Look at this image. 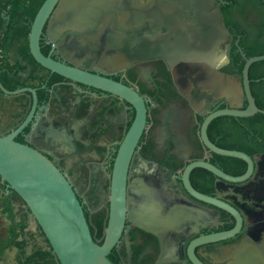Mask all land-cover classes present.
<instances>
[{"label":"flooded vegetation","instance_id":"flooded-vegetation-1","mask_svg":"<svg viewBox=\"0 0 264 264\" xmlns=\"http://www.w3.org/2000/svg\"><path fill=\"white\" fill-rule=\"evenodd\" d=\"M213 5L210 11L221 13L225 39L220 45L197 41L194 47L190 41L185 46L189 53L173 65L157 56L131 62L107 46L109 29L129 42L162 36L176 46L180 33L196 39L210 36L213 22L196 23L192 15H183L174 26L147 23L140 29L119 31L120 18L111 16L98 21L92 32L83 33L70 23L56 36L59 41L68 35L61 46L69 45L70 51L67 58L54 51V60L67 59L70 66L112 79L146 103V127L127 165L124 226L108 256L113 264H264V117H217L207 129L215 146L252 158L254 171L247 180L231 183L203 168H194L189 175L198 194L237 210L242 223L234 236L196 243L235 229L237 219L197 200L184 185L186 169L196 162H207L231 177H242L248 170L241 159L209 151L201 131L211 114L248 106L247 98L238 93L229 100L216 92L209 71L222 73L227 87L237 85L244 93L242 72L248 53L264 51V0H214ZM48 81L23 88L46 89ZM249 82L257 107V99L264 107V61L250 66ZM37 97L34 126L17 138L48 156L64 174L82 204L92 235L102 245L110 220L115 162L136 109L117 96L64 79L47 88V100L40 101L38 91ZM32 102L30 94L0 95V136L22 124ZM0 262L59 264L32 213L1 177Z\"/></svg>","mask_w":264,"mask_h":264},{"label":"water","instance_id":"water-1","mask_svg":"<svg viewBox=\"0 0 264 264\" xmlns=\"http://www.w3.org/2000/svg\"><path fill=\"white\" fill-rule=\"evenodd\" d=\"M213 1L44 0L32 23L29 35V48L34 60L51 74H57L65 81L117 96L136 109L135 121L125 136L116 158L107 236L105 242L99 245L92 236L82 204L64 174L44 153L29 143H20L16 140L24 129L28 126H34L32 123L38 117L36 89L21 88L9 91L0 81V92L5 96L30 94L33 97L31 109L22 124L11 133L0 136V177L24 201L26 207L40 225L59 264H113L108 256L122 233L126 216L127 165L134 148L144 133L147 123V107L145 101L132 89L112 79L92 75L70 66L67 59H64V62L54 60L52 58L54 51L62 54L63 58H67L66 55L70 51L69 45L61 46L62 40L68 35H64L59 41L56 36L60 37L68 29L70 23L82 28L83 33L92 32L95 30L98 21L103 18L109 19L111 16L113 19L120 18L119 23H121L122 28H119V31H127L125 30L126 27H131L130 29L133 31L136 26L140 29L147 23L159 28L164 25L174 26V24L180 23L183 15H192L191 19H194L196 23L200 21L203 23L213 22L210 36L196 39L194 37L189 38L185 33H180L176 38V46L162 36L150 37L149 39L144 37L129 42L123 36L113 34V29H109L107 36L110 40L107 41V46L120 51L131 62H139L157 56L165 58L173 65L179 57L189 53L190 50L185 49V46L190 41H192L191 46L194 47V42L197 41L213 42L215 45H220L225 39L224 25L219 9L210 11L214 6ZM182 4L184 8L181 6ZM172 9L175 12L168 13ZM43 39L46 40L47 45H51V52L48 56H45L42 52L41 43ZM260 61H264V55L246 59L242 72L244 93L239 90L237 85L227 87L222 73L215 70L209 71L217 83L213 85L216 92L229 100L238 93L241 98H247L248 106L244 110L233 107L217 111L208 116L202 124V142L209 151L217 155L243 160L248 164V170L242 177H231L207 162H196L188 166L184 174V185L190 194L199 201L223 209L237 219L235 229L211 235L200 239L196 243L228 239L234 236L241 227L242 218L237 210L221 200L198 194L190 184L189 175L194 168H203L228 182L241 183L253 173L254 161L251 157L242 152L224 150L215 146L208 138L207 129L217 117L248 118L256 114L264 115V110L259 109L255 103L249 82L250 66Z\"/></svg>","mask_w":264,"mask_h":264},{"label":"trees","instance_id":"trees-1","mask_svg":"<svg viewBox=\"0 0 264 264\" xmlns=\"http://www.w3.org/2000/svg\"><path fill=\"white\" fill-rule=\"evenodd\" d=\"M43 3L44 0H0V51L4 50V58L0 63V81L9 91L31 86L30 83H38L46 79L49 80L47 88H50L54 83L63 80L59 75H51L49 71L34 60L30 53L29 35L31 26ZM41 45L43 54L48 56L51 45H47L45 39L42 40ZM12 49H16L25 65L9 62L8 54ZM263 54L264 51L259 53L253 51L248 53V57ZM27 73L28 77L24 78L23 75ZM32 87L37 88L40 101L47 100V88L41 89V86L38 85ZM257 103L260 109L264 108L262 102H259L258 99ZM257 117L262 118L264 116L258 114ZM17 141L23 143L22 138H17ZM92 236L96 241L95 233Z\"/></svg>","mask_w":264,"mask_h":264},{"label":"crops","instance_id":"crops-1","mask_svg":"<svg viewBox=\"0 0 264 264\" xmlns=\"http://www.w3.org/2000/svg\"><path fill=\"white\" fill-rule=\"evenodd\" d=\"M9 62L11 64H17V63H24L22 58L17 53L16 49H12L8 54ZM7 97V96H5ZM0 264H3V262H0Z\"/></svg>","mask_w":264,"mask_h":264},{"label":"built area","instance_id":"built-area-1","mask_svg":"<svg viewBox=\"0 0 264 264\" xmlns=\"http://www.w3.org/2000/svg\"><path fill=\"white\" fill-rule=\"evenodd\" d=\"M4 58V50L0 51V63L2 62V59Z\"/></svg>","mask_w":264,"mask_h":264}]
</instances>
